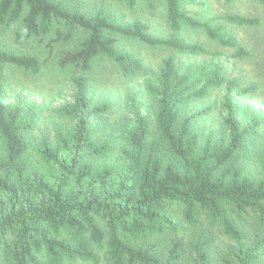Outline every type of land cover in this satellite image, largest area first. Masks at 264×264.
I'll list each match as a JSON object with an SVG mask.
<instances>
[{
	"label": "trees",
	"instance_id": "obj_1",
	"mask_svg": "<svg viewBox=\"0 0 264 264\" xmlns=\"http://www.w3.org/2000/svg\"><path fill=\"white\" fill-rule=\"evenodd\" d=\"M164 1L171 31L200 28L220 46L233 48L234 57L249 55L226 25L194 18L186 5L197 0ZM255 1L264 5V0ZM221 18L239 26L259 23L240 14ZM18 26L25 40L53 34L50 48L54 41L70 40L76 28L87 32L79 48L58 59L60 67L75 64L82 71L104 54L123 75L146 72L137 54L119 49L111 34L189 55H219L199 43L154 36L146 23L118 22L102 10L86 15L61 1L0 0V30ZM6 65L36 73L42 63L36 56L0 48V71ZM72 84V98L60 107L72 125L57 127L53 140L43 136L37 141L31 133L40 106L22 93L8 101L0 86V264H264V154L260 170L235 163L258 125L257 119L240 120L236 99L254 92L255 85L238 88L217 68L201 80L181 73L172 57L163 59L156 83L147 89L156 104L155 136L176 157L165 162L161 141L151 137L150 120L132 98L133 120L123 129L126 143L115 156L110 138L94 137L90 126V119L109 104L92 102L86 76L74 77ZM221 85L225 134L200 141L191 124L204 111H182L191 97ZM174 203L183 205L187 226L194 228L185 242L163 237L183 232ZM222 236L238 246L231 258L213 259L210 248Z\"/></svg>",
	"mask_w": 264,
	"mask_h": 264
},
{
	"label": "rangeland",
	"instance_id": "obj_2",
	"mask_svg": "<svg viewBox=\"0 0 264 264\" xmlns=\"http://www.w3.org/2000/svg\"><path fill=\"white\" fill-rule=\"evenodd\" d=\"M61 1L71 9L92 15L97 10L118 22H132L140 20L148 25V31L154 36L178 37L187 42L199 43L207 50L218 52V56L197 53L189 55L166 46L150 47L135 38H127L116 34L119 49L137 54L145 66L146 72L138 75H123L117 65L106 55L99 54L91 59L90 67L82 71L79 65H58L59 57L67 51L79 48L88 33L81 29H74L68 41H54L51 48L49 41L53 34L42 39L25 40L21 37V28L0 30V48L19 55H33L39 58L42 65L38 72L33 73L15 65H6L0 71V86L4 90L6 99L12 101L14 96L22 93L29 101L40 106V114L31 135L34 140L43 136L54 139L57 127L69 129L73 121L65 117L60 107L72 98L74 87L72 79L84 75L88 79L89 97L93 103H108L106 112L90 119L93 135L109 137L112 141V153L118 155L125 146L124 128L132 123L131 98L136 102L143 115L150 120L151 137L161 141L163 159L165 162L176 157L169 146L160 137L155 136V99L148 91L149 83H156V75L161 62L172 57L178 70L204 80L210 72L217 68L226 78H233L238 88L255 85L256 90L244 97L236 99L238 117L247 124L252 119L258 120L253 134L245 141L244 146L237 152L235 163L260 170L261 159L264 154V5L255 0H197L198 4H187V10L199 21H208L211 25L224 24L227 26L237 42L249 51L246 57H234V49L220 46L209 39L203 29L184 26L177 32L171 31L166 15L164 0H137L134 6H129L124 0H55ZM227 14H240L256 17L259 23L253 26L235 25L226 22L221 17ZM62 30L67 28L62 26ZM108 35V34H107ZM224 86L212 88L203 97H191L183 114H190L203 110L191 124V131L199 135L200 141L207 135L219 139L225 134L223 126L222 98ZM111 153V154H112ZM173 208L178 211L183 232L171 234L165 232L170 241L182 238L185 242L193 236L194 228H188L182 212L184 207L174 203ZM188 228V229H187ZM167 240V241H169ZM238 243L233 239L222 236L210 248L213 259L232 257ZM74 264H90L77 261Z\"/></svg>",
	"mask_w": 264,
	"mask_h": 264
}]
</instances>
